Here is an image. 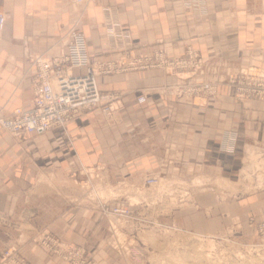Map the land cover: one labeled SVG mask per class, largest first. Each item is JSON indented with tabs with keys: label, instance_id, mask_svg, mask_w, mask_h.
<instances>
[{
	"label": "crops",
	"instance_id": "0c3cea01",
	"mask_svg": "<svg viewBox=\"0 0 264 264\" xmlns=\"http://www.w3.org/2000/svg\"><path fill=\"white\" fill-rule=\"evenodd\" d=\"M185 1L0 0L7 15L0 32V112L32 105L28 56L59 54L70 30L83 34L90 57L116 56L106 36V8L135 48L159 40L169 55L181 54L187 43L199 48L203 77L218 82L216 95L202 104L158 90L179 81L158 68L100 74L99 89L120 94L118 119L105 120L95 108L42 134L0 132V249L16 240L31 264H65L36 244L49 231L65 243L85 245L92 264H122L107 243L110 228L100 208L116 204L106 192L154 173L174 188L189 178L207 179L189 184L197 200L198 190L211 193L204 231L235 219L243 226L250 217L264 220V177L249 189L246 180L238 195L229 186L249 173L255 159L264 174V99L236 101L228 83L241 67L264 69V0H204L202 15ZM143 93L145 102L138 103ZM226 130L237 135L232 152L220 149ZM250 148L255 156L246 164ZM81 168L101 177H87Z\"/></svg>",
	"mask_w": 264,
	"mask_h": 264
},
{
	"label": "built area",
	"instance_id": "2783aa9c",
	"mask_svg": "<svg viewBox=\"0 0 264 264\" xmlns=\"http://www.w3.org/2000/svg\"><path fill=\"white\" fill-rule=\"evenodd\" d=\"M75 4H85L90 0H69ZM186 8L198 15L205 12L204 0H186ZM105 27L110 44L117 51L116 56L98 58L87 53L83 34L70 30L64 50L50 57L42 54L28 56L33 66L31 75L33 103L29 107L16 106L6 114L0 113V132L5 131L15 138L27 134H42L55 126H64L82 112L99 109L101 116L108 121L116 120L120 102V94L113 91H102L97 84V76L107 73H120L132 70L158 68L166 75L179 79L175 84L161 87L167 94L176 97L186 96L193 102L202 104L210 96H215L217 81L205 79L202 73L204 61L199 48L187 43L183 52L169 55L160 45L159 40L150 46L133 47L126 38L128 31L122 30L106 8ZM6 15L0 12V32L3 29ZM75 67H83L81 73L74 72ZM229 83L233 84L238 94L245 98L264 99V69L258 66H244L231 74ZM145 94L137 96L138 103H144ZM118 119V118H117ZM233 132L226 130L221 145L225 150L233 148ZM97 171L102 168L97 167ZM85 176L101 177L100 172L94 173L90 168H81ZM80 172V171H76ZM158 174L146 175L142 182L147 187L159 185ZM138 185V184H137ZM136 189V185H133ZM106 216H113L116 222L131 213L128 206L117 204L109 208L101 206ZM257 230L264 239V221L257 224ZM41 242L47 249L57 254L67 264H91L84 247L75 244H63L52 234L44 232ZM39 239V240H40ZM0 264H30L16 244L5 246L0 252Z\"/></svg>",
	"mask_w": 264,
	"mask_h": 264
},
{
	"label": "rangeland",
	"instance_id": "374dc122",
	"mask_svg": "<svg viewBox=\"0 0 264 264\" xmlns=\"http://www.w3.org/2000/svg\"><path fill=\"white\" fill-rule=\"evenodd\" d=\"M128 35L126 39L131 44L129 32ZM107 39L109 40L108 37ZM111 49L114 47L111 46ZM159 89L161 90V88ZM234 97L239 102L247 99L244 94H238L235 86ZM7 112L0 113L6 114ZM233 136V144H235L237 135L234 131ZM220 149L223 152L234 150L232 148L227 151L222 145H220ZM250 150L254 153L252 148L249 149V152ZM254 156L255 153L248 157L245 163H250ZM252 164L253 166L250 164L249 173H242L237 182L233 185L229 184L235 189V195L241 194L246 180L251 182L250 187L246 186V189H249L252 188L254 180L260 182L263 179L264 174L260 172L257 160L252 161ZM189 179L188 182L182 184L183 188L170 187L167 185V181L162 178L159 185L155 187H147L143 185V182H140L136 185V189L127 185L119 190V193H116L117 190L106 192L107 197H112L113 201H116V204L112 206L107 204L109 208L123 204V206H128L131 211L128 217L121 218L118 223L113 220V216L103 214L100 208L110 228L107 243L116 251L120 262L122 264H264V239L257 230V224L264 220L256 221L250 217L248 224L243 226L238 219H235L228 226L224 225V227L215 230L208 227L207 231L202 230L201 227L207 223L203 221V216L209 222L208 219L211 218L213 210L210 206L211 193L209 190H198L197 200L195 193L190 190L191 185L189 184H200L207 179L202 180L196 177L192 181ZM94 195L95 192L94 194L92 192V196ZM116 223L117 225H115ZM45 232L52 234L63 244L84 247L91 264L93 263V258L85 245L65 243L53 233ZM41 236L36 240V244L67 264L42 244ZM13 244L19 248L16 240L4 241L0 252L5 246Z\"/></svg>",
	"mask_w": 264,
	"mask_h": 264
},
{
	"label": "bare ground",
	"instance_id": "6f19581e",
	"mask_svg": "<svg viewBox=\"0 0 264 264\" xmlns=\"http://www.w3.org/2000/svg\"><path fill=\"white\" fill-rule=\"evenodd\" d=\"M113 193V192H112ZM116 193H119V191H117ZM115 194V193H114ZM116 195H118V194H116ZM118 223H119V221H118ZM115 225H117V223L115 224ZM116 229V228H115Z\"/></svg>",
	"mask_w": 264,
	"mask_h": 264
}]
</instances>
